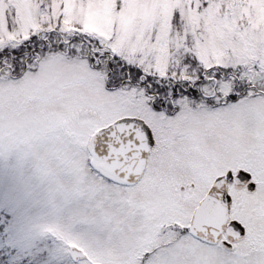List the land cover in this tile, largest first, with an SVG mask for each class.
<instances>
[{"label": "snow or ice", "instance_id": "snow-or-ice-1", "mask_svg": "<svg viewBox=\"0 0 264 264\" xmlns=\"http://www.w3.org/2000/svg\"><path fill=\"white\" fill-rule=\"evenodd\" d=\"M8 154L77 264H264V0H0Z\"/></svg>", "mask_w": 264, "mask_h": 264}, {"label": "rangeland", "instance_id": "rangeland-1", "mask_svg": "<svg viewBox=\"0 0 264 264\" xmlns=\"http://www.w3.org/2000/svg\"><path fill=\"white\" fill-rule=\"evenodd\" d=\"M56 218L31 163L0 155V264H77L61 241L40 230Z\"/></svg>", "mask_w": 264, "mask_h": 264}, {"label": "water", "instance_id": "water-1", "mask_svg": "<svg viewBox=\"0 0 264 264\" xmlns=\"http://www.w3.org/2000/svg\"><path fill=\"white\" fill-rule=\"evenodd\" d=\"M74 258V257H73ZM75 259V258H74ZM76 260V259H75Z\"/></svg>", "mask_w": 264, "mask_h": 264}]
</instances>
